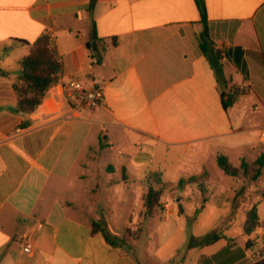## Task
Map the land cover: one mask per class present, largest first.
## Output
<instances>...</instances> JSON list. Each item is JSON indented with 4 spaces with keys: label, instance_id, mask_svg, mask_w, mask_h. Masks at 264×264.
<instances>
[{
    "label": "crops",
    "instance_id": "1",
    "mask_svg": "<svg viewBox=\"0 0 264 264\" xmlns=\"http://www.w3.org/2000/svg\"><path fill=\"white\" fill-rule=\"evenodd\" d=\"M205 5L218 61L200 46L196 0H0V264H264V0ZM47 31L62 80L104 86L99 108L74 112L51 89L33 113L17 111L19 62ZM223 79L245 92L228 109ZM219 156L240 174L226 175ZM194 177L204 179L181 186ZM151 188L162 197L147 217ZM208 208L226 211L206 235L219 239L150 252L160 222L182 226ZM29 231L32 255L19 242Z\"/></svg>",
    "mask_w": 264,
    "mask_h": 264
},
{
    "label": "trees",
    "instance_id": "2",
    "mask_svg": "<svg viewBox=\"0 0 264 264\" xmlns=\"http://www.w3.org/2000/svg\"><path fill=\"white\" fill-rule=\"evenodd\" d=\"M196 2L201 13L202 23L204 26V29L199 37L200 46L209 58H215V60L218 61L221 59V55L219 50H217L215 42L210 36L205 0H196ZM96 37L97 34L94 32L93 39ZM20 42L27 43L22 40H20ZM19 64L21 73L15 77L13 84L17 111L21 113H33L43 103L48 92L62 80L64 61L58 51L56 37L50 31L42 34L33 44L29 45L28 54L20 60ZM221 83L224 86L222 93L223 104L225 109H228L237 103L241 97L245 95V92L234 87L227 90V82L224 79L221 80ZM263 159L261 158V161L259 162L261 167L264 165V161H262ZM218 164L223 172L228 176H238L240 174V169L234 167L225 156L218 157ZM200 178L201 177H194L188 181H182L181 186L184 187L186 183L199 182ZM161 197L162 191L160 189L151 188L146 194L145 208L147 217H154L157 214ZM99 227L100 224H94L95 231ZM258 227H260V218L257 208L255 207L248 213L246 232L251 234ZM104 233L109 243L113 246H119L122 244L123 241L120 238L112 237L106 231H104ZM221 235L222 233H219L214 236V238L207 236L203 241H205V243H210L219 239ZM254 246L255 244L250 241L248 242V248H252Z\"/></svg>",
    "mask_w": 264,
    "mask_h": 264
},
{
    "label": "rangeland",
    "instance_id": "3",
    "mask_svg": "<svg viewBox=\"0 0 264 264\" xmlns=\"http://www.w3.org/2000/svg\"><path fill=\"white\" fill-rule=\"evenodd\" d=\"M210 169L216 177L220 174V168L213 169V167H211ZM250 174H252V172H250ZM203 179L204 178L201 177L199 183L200 181L202 182ZM230 179L233 180L236 185L239 183V179L236 177H230ZM198 188L201 191H205V183H201ZM175 193H178V191ZM175 198L176 196L173 197V200H175ZM226 217L227 214L225 209L208 208L206 211L199 210L197 212L188 210L184 217L187 222L185 225L177 226V223L170 225L160 222V226H155L150 232L152 242L149 243L148 248L150 252L157 253V255L165 258L173 252L179 242L185 239L188 243L187 245H190L194 237L206 238V235L214 231V228L218 229V227L221 226L222 221H224ZM240 217L243 219V214L239 215V218Z\"/></svg>",
    "mask_w": 264,
    "mask_h": 264
},
{
    "label": "built area",
    "instance_id": "4",
    "mask_svg": "<svg viewBox=\"0 0 264 264\" xmlns=\"http://www.w3.org/2000/svg\"><path fill=\"white\" fill-rule=\"evenodd\" d=\"M52 89L59 90L64 100L74 112L91 111L99 108L104 99V86L100 82L86 83L79 79L61 80ZM132 235H136L135 232ZM19 242L26 255L35 252V234L33 231L23 234ZM256 254V256H259Z\"/></svg>",
    "mask_w": 264,
    "mask_h": 264
},
{
    "label": "water",
    "instance_id": "5",
    "mask_svg": "<svg viewBox=\"0 0 264 264\" xmlns=\"http://www.w3.org/2000/svg\"><path fill=\"white\" fill-rule=\"evenodd\" d=\"M178 201H181V199H180V198H178Z\"/></svg>",
    "mask_w": 264,
    "mask_h": 264
}]
</instances>
